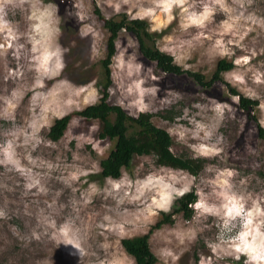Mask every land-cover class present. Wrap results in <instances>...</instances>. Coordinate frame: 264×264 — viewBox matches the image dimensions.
Listing matches in <instances>:
<instances>
[{"label":"rangeland","instance_id":"rangeland-1","mask_svg":"<svg viewBox=\"0 0 264 264\" xmlns=\"http://www.w3.org/2000/svg\"><path fill=\"white\" fill-rule=\"evenodd\" d=\"M104 17L148 22L156 45L184 69L258 101L253 118L222 83L199 86L160 71L124 30L110 64L109 102L152 122L197 175L138 155L120 177L93 178L113 145L100 122L73 115L56 141L53 120L99 98ZM264 0H0V262L133 264L124 237L146 233L160 211L194 191L186 219L154 228L155 264H264Z\"/></svg>","mask_w":264,"mask_h":264},{"label":"trees","instance_id":"trees-1","mask_svg":"<svg viewBox=\"0 0 264 264\" xmlns=\"http://www.w3.org/2000/svg\"><path fill=\"white\" fill-rule=\"evenodd\" d=\"M94 12L106 29L105 57L100 61L101 78L96 82L99 89V98L96 102L86 105L84 108L70 112L53 120L48 127L47 137L51 141L58 140L67 128L70 118L78 115L86 120L96 119L100 122V138H108L113 142L107 155L100 159V170L97 174L90 175L93 178L120 177L122 170L131 167L132 160L138 155H152L155 163L186 170L192 175H197L203 168L204 159L200 157L177 156L171 151L172 138L164 128L156 126L149 112H140L136 116L130 115L117 104L109 102V88L112 85L110 76V64L115 53V41L119 32L124 30L132 34L137 42L138 51L147 60L153 61L156 67L164 72L174 75L185 74L203 88H210L216 83H222L228 92L236 96L239 108L253 118L258 101L243 95L234 86L223 79V73L233 67L231 61L224 58L216 62L215 69L206 78L204 74L184 69L177 64L173 56L156 45L153 32L149 29L148 22L142 18H130L125 13L116 17H104L96 5ZM257 135L264 140V127L257 124ZM196 193L188 191L178 196L172 210L160 211L159 217L151 228L143 234L124 237L120 240L123 250L132 257L133 264H155L156 257L149 247V234L154 228L163 224L172 223V216L181 212L186 219L192 215L190 205L196 201ZM0 264H6L0 262Z\"/></svg>","mask_w":264,"mask_h":264}]
</instances>
